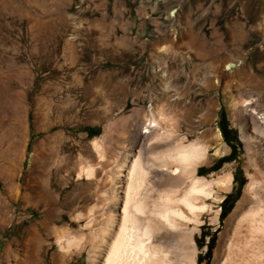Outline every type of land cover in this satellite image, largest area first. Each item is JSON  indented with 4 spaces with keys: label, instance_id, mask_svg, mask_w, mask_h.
I'll use <instances>...</instances> for the list:
<instances>
[{
    "label": "rangeland",
    "instance_id": "rangeland-1",
    "mask_svg": "<svg viewBox=\"0 0 264 264\" xmlns=\"http://www.w3.org/2000/svg\"><path fill=\"white\" fill-rule=\"evenodd\" d=\"M101 4L0 0V264H91L88 238H97L100 225L94 222L90 232L85 222L89 207L99 219L105 215L102 189L88 199L89 180L77 178V168L97 163L96 138L111 157L121 152L127 168V153L132 157L146 136L143 115L158 109L171 118H161L163 124L176 126L185 141L207 145L211 160L201 175L233 174L218 223L206 218L200 234L199 251L206 254L198 263L214 264L220 233L252 172L243 138L252 124L241 98H253L247 110L264 125V0H105L106 21L116 23L101 29L95 42L87 23L101 16ZM139 8L147 12L145 24L120 25L138 20ZM98 40L103 48L96 53L89 45ZM39 112L65 128L36 131L33 114ZM49 222L51 229L42 227ZM66 230L83 238V252L56 262L54 236Z\"/></svg>",
    "mask_w": 264,
    "mask_h": 264
},
{
    "label": "bare ground",
    "instance_id": "bare-ground-1",
    "mask_svg": "<svg viewBox=\"0 0 264 264\" xmlns=\"http://www.w3.org/2000/svg\"><path fill=\"white\" fill-rule=\"evenodd\" d=\"M241 99V107L249 114L248 118L252 124V131L247 130L243 134L252 172L249 175L250 182L245 188L243 198L226 219L224 228L220 233L214 264H264V149H260L258 145L259 141L264 142V125L257 120L254 114L247 110L249 108L247 106L250 105L249 102L253 98ZM157 111H160V113L157 114L156 111L150 110L149 113L143 115L144 120L147 122L143 131L146 136L137 152L132 154L131 157L127 151V146L124 148L125 153L128 152L127 154L130 156V163L127 168L125 167L128 159H125V163H123L120 159L121 152L120 155L117 154L115 157H111L107 153L102 138L90 141L97 155V163L90 164L91 162H86L77 168L76 177H86L89 180L90 193L88 199L96 197L98 195L97 190L102 189L99 196L103 198V204L102 209L99 210L105 215L99 219L95 212L96 207H89L87 221L85 222V227L87 226L90 232L93 231V228L91 229L92 225L96 224L94 222H98L100 225L97 235L94 236L97 238H88L87 254L91 264H98V262H100L99 264H199L200 256L206 254H201L199 251L198 244L202 240L200 234L204 229V224H206V218L212 224L218 223L219 201L224 197L223 192L228 190L233 174L227 171L210 177L201 175L200 171L204 167V163L211 160L207 155V145L200 144L198 138L185 141V136L177 131L176 126H168L169 124L165 126L163 124L164 120L171 118L164 119L161 117L163 111L161 109ZM44 113L43 115L40 112L33 114L36 131L43 130L50 133L55 127H64V123L58 121V119L44 121ZM57 114H59L58 111ZM247 114L243 115L246 119ZM25 115L28 117L27 112ZM161 118H163V121H161ZM61 138L63 137L61 136ZM50 142L49 144H51ZM220 144L216 149L217 153ZM84 146L81 148L83 149ZM87 147L90 149L89 146ZM124 149L121 151L123 152ZM49 189L48 191H50ZM39 195H42V192ZM46 195H48V192ZM46 195L44 193L42 196L46 197ZM73 197L75 198V195ZM250 199L253 202L248 207L244 206ZM79 207L75 209H79ZM53 210L55 209L53 208ZM81 212L83 213L82 210ZM79 215L75 217L77 222L82 217V214ZM50 224L44 223L42 227L45 229L50 228L54 223L51 222ZM66 231L68 233L56 232L55 236L54 233L52 234L54 236L53 242L58 250V252L53 253L52 257L56 262L65 261L67 256L70 257L69 255L73 250H75L74 252L77 250L78 254L83 252V238L70 234V230ZM94 231L96 232V230ZM44 232H41V235ZM29 240L28 242H30ZM87 240L85 239V241ZM43 244L47 245L44 241Z\"/></svg>",
    "mask_w": 264,
    "mask_h": 264
},
{
    "label": "crops",
    "instance_id": "crops-1",
    "mask_svg": "<svg viewBox=\"0 0 264 264\" xmlns=\"http://www.w3.org/2000/svg\"><path fill=\"white\" fill-rule=\"evenodd\" d=\"M104 3V5H102ZM102 4L99 6V9L101 10L100 12V17H93L92 21H89L87 23V30H88V34L87 36L90 37L92 40L91 41H95L97 40V38H100V36H103L100 34V30L101 29H105L106 27H108L109 29H113L115 26L113 24H115L116 22H107L106 21V8L105 6V0H102ZM116 13V12H115ZM121 13V12H119ZM137 15L139 16L138 20H133V21H126V23H120L121 24H125V25H131V24H145L147 19H146V15L147 12L144 11L142 8L137 9ZM107 23L109 25H107ZM117 28V27H116ZM96 42V41H95ZM89 47L95 51L96 53L100 52V47L103 48V45L100 44L99 40L97 41V43H91V45H89ZM62 50V49H61ZM60 50V52H61ZM58 52V50H57ZM62 73V72H60Z\"/></svg>",
    "mask_w": 264,
    "mask_h": 264
}]
</instances>
